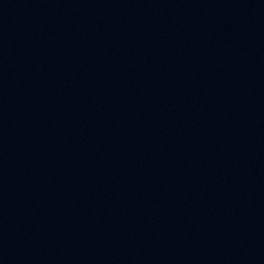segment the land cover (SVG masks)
Segmentation results:
<instances>
[{
  "label": "water",
  "instance_id": "water-1",
  "mask_svg": "<svg viewBox=\"0 0 264 264\" xmlns=\"http://www.w3.org/2000/svg\"><path fill=\"white\" fill-rule=\"evenodd\" d=\"M0 264H264V0H0Z\"/></svg>",
  "mask_w": 264,
  "mask_h": 264
}]
</instances>
